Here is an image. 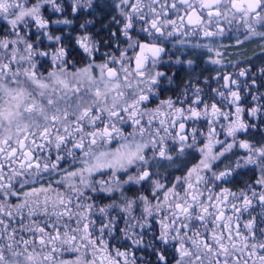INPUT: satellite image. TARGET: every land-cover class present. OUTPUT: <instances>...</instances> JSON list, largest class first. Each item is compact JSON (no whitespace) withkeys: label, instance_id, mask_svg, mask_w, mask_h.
<instances>
[{"label":"snow or ice","instance_id":"obj_1","mask_svg":"<svg viewBox=\"0 0 264 264\" xmlns=\"http://www.w3.org/2000/svg\"><path fill=\"white\" fill-rule=\"evenodd\" d=\"M237 32L264 45V0H0V264H264Z\"/></svg>","mask_w":264,"mask_h":264},{"label":"flooded vegetation","instance_id":"obj_2","mask_svg":"<svg viewBox=\"0 0 264 264\" xmlns=\"http://www.w3.org/2000/svg\"><path fill=\"white\" fill-rule=\"evenodd\" d=\"M227 28V26H226ZM238 35V33H236ZM235 34V36H237ZM235 39L236 37H234V35L232 33H229L228 36L224 37L222 40H218V46L220 44H223L224 47L221 48V51H223L225 53V62L227 61H243L245 60L247 57H242L241 56V52L240 49L238 50L237 48H239V46L236 45L235 43ZM247 43V41L245 42ZM189 51H191V49H189ZM199 51V50H197ZM261 52H259L258 54H256L255 56H250L252 58L258 57L259 54ZM232 55H235V57H232ZM261 58V57H260ZM264 58V57H262Z\"/></svg>","mask_w":264,"mask_h":264},{"label":"trees","instance_id":"obj_3","mask_svg":"<svg viewBox=\"0 0 264 264\" xmlns=\"http://www.w3.org/2000/svg\"><path fill=\"white\" fill-rule=\"evenodd\" d=\"M262 48H264V45H262L260 40L256 38V39H251L247 41V43L240 45L239 48L237 49L238 50L240 49L241 56L245 58V57L255 56L256 54L262 51ZM232 57H235V55H232ZM261 59L264 58L261 57Z\"/></svg>","mask_w":264,"mask_h":264},{"label":"rangeland","instance_id":"obj_4","mask_svg":"<svg viewBox=\"0 0 264 264\" xmlns=\"http://www.w3.org/2000/svg\"><path fill=\"white\" fill-rule=\"evenodd\" d=\"M242 31V30H241ZM238 33V32H237ZM237 35V34H236ZM238 35H239V33H238ZM234 37H236L235 35H234ZM253 39H256V38H253ZM258 39V38H257ZM249 41V40H248Z\"/></svg>","mask_w":264,"mask_h":264}]
</instances>
